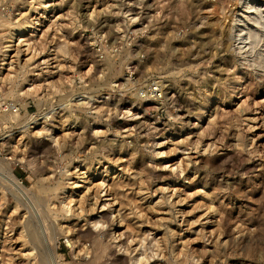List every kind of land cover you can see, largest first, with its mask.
I'll return each mask as SVG.
<instances>
[{
  "label": "rangeland",
  "instance_id": "374dc122",
  "mask_svg": "<svg viewBox=\"0 0 264 264\" xmlns=\"http://www.w3.org/2000/svg\"><path fill=\"white\" fill-rule=\"evenodd\" d=\"M42 1L0 0V264H133L136 246L141 264H264V71L246 62L230 84L223 31L238 0H63L46 13ZM26 17L41 32L1 61ZM259 35L250 58H264ZM87 166L107 176L98 196L61 202ZM101 193L127 227L99 212Z\"/></svg>",
  "mask_w": 264,
  "mask_h": 264
},
{
  "label": "bare ground",
  "instance_id": "6f19581e",
  "mask_svg": "<svg viewBox=\"0 0 264 264\" xmlns=\"http://www.w3.org/2000/svg\"><path fill=\"white\" fill-rule=\"evenodd\" d=\"M56 1H58V0H43L42 2H41V4H40V6L37 8L38 10H39V12H41V11H45L44 13H46V11H48L49 9L51 10V7L52 6H56L57 7V5H59L60 6V4L63 2V0H59L58 1V3L56 2ZM219 1V6L220 5H225V3L227 2V1H229V0H218ZM233 1V0H232ZM230 3V2H229ZM215 5V4H214ZM217 5V4H216ZM227 5V4H226ZM237 10H235V11H233L232 12V14L230 15V17H229V21H228V24L226 25V27H225V30L223 31V33L224 34H227L226 36L228 37V39H229V41H231L232 43L231 44H233V51H234V53H235V56H236V63H233V66H235V64H236V66L234 67V73H233V75H234V77H232V79H233V81L230 83V84H232V85H238V86H240V85H242V83H239V82H242V78H243V73L245 72H243L242 71V69L243 68H240V67H243V65L244 64H246V62H248V63H250L251 64V66L252 67H254V69L256 70V69H258V70H262V71H264V58L262 57L263 55H258V52H257V56H255V57H251L250 58V55H252V54H250V52H254V51H252L253 50V48L254 47H252V46H255V44L253 45V43H254V41H253V37H254V40L255 41H258V40H256L257 38H259V34H261V31L263 30V33H264V0H238L237 1ZM219 6H218V8H216V10H212V12H214V14H215V11L217 12V9L219 10ZM222 7V6H221ZM220 7V8H221ZM222 8H224V6L222 7ZM215 9V8H214ZM54 10V9H53ZM223 10V9H222ZM222 10H220V11H222ZM204 12H206V11H204ZM211 12V13H212ZM224 12V11H223ZM92 13V12H91ZM218 13V12H217ZM43 14V13H42ZM213 14V13H212ZM39 15V14H38ZM41 16V15H40ZM211 19V18H210ZM225 19V18H224ZM24 20V19H23ZM17 21V20H16ZM227 21V20H226ZM7 22V21H6ZM6 25H8L7 23H5ZM12 24V23H11ZM11 24L10 25H8L9 26V28L8 29H12L11 31H10V33H9V39L7 40V41H5V40H3V41H5V43H6V45L5 46H3L4 48H5V50H4V52L2 53V55H3V58L1 59V61H5V60H9L10 59V57L9 56H7V53L8 52H11L12 50L14 51V49H15V47L14 46H16V45H21V46H30V43H28L29 41H28V39H30V37H27V35H29L30 33H34V32H41V30L42 29H39V26L42 24L41 22H40V20H39V18L38 17H35V18H27L26 17V20L24 21V24H20V25H15L16 27H10L11 26ZM14 25V24H13ZM220 25V24H219ZM4 27V26H3ZM41 27V26H40ZM226 31V32H225ZM221 32V31H220ZM4 34V33H3ZM258 36V37H257ZM257 37V38H256ZM261 37V36H260ZM256 38V39H255ZM262 38V37H261ZM261 38H259V39H261ZM264 38V37H263ZM45 40V39H44ZM227 40V39H226ZM260 42V41H259ZM14 43V44H13ZM16 43V44H15ZM31 43H33V41L31 42ZM264 43V42H263ZM257 45H259V44H257ZM256 45V46H257ZM34 46V45H33ZM263 46H264V44H263ZM14 47V48H13ZM28 47L26 48V49H28ZM35 47V46H34ZM33 47V48H34ZM13 48V49H12ZM36 48V47H35ZM261 48V47H260ZM18 49V48H17ZM23 49V48H22ZM25 50V49H24ZM29 50V49H28ZM232 50V49H231ZM30 51V50H29ZM25 52V51H24ZM27 53V52H26ZM29 53V52H28ZM261 53V52H260ZM16 54V53H15ZM18 54H20L19 52H18ZM18 54H16L17 56H19ZM250 54V55H249ZM32 56V55H31ZM13 57V56H12ZM29 58V57H28ZM263 58V60H261ZM17 59V58H16ZM25 60H27V59H25ZM32 60V59H31ZM11 61V60H10ZM12 61H13V59H12ZM250 61V62H249ZM14 62V61H13ZM12 62V63H13ZM29 62V61H28ZM10 63V62H9ZM15 63V62H14ZM3 64H7V62L5 63V62H3ZM38 64V63H37ZM47 64V63H46ZM23 65V64H22ZM60 65V64H59ZM3 66V65H2ZM11 67H12V64L10 65ZM58 66V65H57ZM35 67H37V66H35ZM10 68V67H9ZM250 68V67H249ZM53 69V68H52ZM12 70V69H11ZM35 70V69H34ZM17 72V71H16ZM254 72V71H253ZM264 73V72H263ZM12 75V74H11ZM10 75V76H11ZM37 75V74H36ZM39 75V74H38ZM37 75V76H38ZM15 77V76H14ZM264 78V77H263ZM1 79H3V78H1ZM1 79H0V81H1ZM8 79V78H7ZM25 80V79H24ZM26 81H27V79H26ZM229 85V84H228ZM1 86H3V85H1ZM228 89V88H227ZM29 90V89H28ZM242 88L240 87H238L237 89H236V91H235V93H233V97H231V101H229V103H232L234 100H240L241 99V95L243 94L242 93ZM83 96V95H82ZM228 100V99H227ZM230 100V99H229ZM228 102V101H227ZM82 103V102H81ZM235 104H238V102H236ZM239 105V104H238ZM147 108V107H146ZM213 108H214V106L213 105H211V102L210 101H208V103L204 106V110H203V112H210V113H212V114H210L211 115V117H213V116H215V113L214 112H212L213 111ZM240 108V107H239ZM145 110V109H144ZM3 112V111H2ZM129 112V111H128ZM137 112V111H136ZM221 112V111H220ZM145 113V112H144ZM138 114L139 113H136V115L138 116ZM205 114V113H204ZM218 114V113H217ZM0 116H2V117H6V116H8V115H6V114H4V113H2V115H0ZM139 116H141V115H139ZM145 116V115H144ZM237 116V115H236ZM257 116V115H256ZM16 117H17V115H15V114H12V117H10V119L12 120V119H16ZM217 117V116H216ZM219 117V116H218ZM223 117V116H222ZM33 119H35V116H33L32 117ZM131 118H133V117H131ZM135 119H137L136 117H134ZM133 118V119H134ZM138 118H140V117H138ZM6 119H9L8 117L6 118ZM9 119V120H10ZM132 119V120H133ZM249 119H250V117H249ZM248 119V120H249ZM138 120V119H137ZM210 120H212V119H210ZM222 120V119H221ZM252 121V120H251ZM257 121V120H256ZM134 122V121H133ZM31 123V122H30ZM256 123V122H255ZM132 124V123H131ZM141 125V124H140ZM252 128V127H251ZM257 128V127H256ZM256 128H254V129H256ZM128 130H129V128L127 127L125 130H124V132H128ZM45 132H47L46 130H45ZM72 132V131H71ZM96 132V130L94 131V133ZM97 132H99V131H97ZM102 131H100V133H101ZM39 133V132H38ZM68 133H70V132H68ZM99 133V134H100ZM48 134V133H47ZM67 134V132L65 133V135ZM71 134H73V133H71ZM70 134V135H71ZM94 136L96 135V134H93ZM145 135V134H144ZM66 136H68V135H66ZM66 136H64V137H66ZM91 136V135H90ZM93 136V137H94ZM53 137V136H52ZM178 143V142H177ZM160 144V147H161V145H162V143H159ZM158 144V145H159ZM158 148V147H157ZM209 148V147H208ZM188 149V148H187ZM207 150V149H206ZM172 151V150H171ZM156 155V157L155 158H153V160L154 161H156V160H158L159 159V153H156L155 154ZM199 156V155H198ZM188 158V157H187ZM184 160V159H183ZM206 160V159H205ZM190 161V160H189ZM201 162V161H200ZM181 163V162H180ZM178 161L177 162H175V163H165V164H160V165H156V166H158L157 167V170H159V171H162V172H169V173H175V172H177V170H178V168H179V170H181L182 169V167H181V164H180ZM188 163V162H187ZM188 165V164H187ZM148 166V165H147ZM178 166H180V167H178ZM149 167V166H148ZM187 167V169H188V166H186ZM152 168V167H151ZM181 168V169H180ZM192 168V167H191ZM193 169V168H192ZM196 169V168H195ZM123 170V169H122ZM137 170V169H136ZM184 170V169H183ZM191 170V169H190ZM198 171V170H197ZM196 171V172H197ZM10 172V171H9ZM77 172V171H76ZM192 172V171H191ZM91 173H93V171H92V168H90V167H86L85 168V170H83V172H80V173H77V179H76V181H74V182H72V194H67V192H66V194L64 195V197H63V199H62V201L61 202H63V201H65L66 199H68L69 200V198H71V197H73L74 196V194H75V192H79V188H83V189H81L80 190V192H79V194H78V196L82 199V198H85V197H87V198H85V199H88V197H90L91 196V194L93 195V193H94V191L96 192V190H101L102 189V187H103V185H104V180L106 179V177L107 176H105V177H103V181H101V182H99V180L97 181V179H96V176H91L90 174ZM183 173V172H182ZM197 174V173H196ZM10 175V174H9ZM11 176H12V173H11ZM197 176V175H196ZM7 177V176H6ZM98 177V176H97ZM181 177H182V175H181ZM189 177V176H188ZM195 177V176H194ZM194 177H192V178H194ZM183 178H184V176H183ZM190 178V177H189ZM189 178H184L185 180H183V183H182V185H185L186 183H189V181L187 180V179H189ZM200 178V177H199ZM9 179V178H8ZM14 180V181H16V178L15 177H13L12 176V178H10V180ZM192 180H194V179H192ZM191 182H193V181H191ZM205 182V181H204ZM106 183V182H105ZM114 183H115V181H114ZM113 183V184H114ZM174 183V182H173ZM176 183H178L177 181H175V184ZM191 184V183H190ZM111 185V184H110ZM205 185V184H204ZM108 186V188L110 187L109 185H107ZM142 186V185H141ZM206 186V185H205ZM204 186V187H205ZM207 187V186H206ZM111 188V190H112V187H110ZM203 188V187H202ZM76 189H78V191L76 190ZM103 189H105V188H103ZM140 190V189H139ZM203 190V189H202ZM202 190L201 191H199V192H202ZM109 191V190H108ZM120 191V190H119ZM118 192V191H117ZM124 192V191H123ZM174 193H175V191H174ZM102 194V193H101ZM100 194V196L99 197H101L102 196V198H97L98 200H96L97 202H96V205H98L99 206V208H100V213H102L103 214V217L106 219V220H111L110 222H111V226L113 227L114 225H116V228L117 229H124L125 227H127V226H125L124 225V223L122 222L123 221V219L122 220H119L118 219V215L120 214V209L119 210H117L116 208H114V203H113V199L112 198H108L110 195L108 194V193H105V194H102L101 195ZM116 194V193H115ZM118 194V193H117ZM116 194V195H117ZM95 195H97L98 196V193L96 192V194ZM113 195V194H112ZM115 195V196H116ZM171 195H173V194H171ZM204 195V194H203ZM206 195V194H205ZM97 196H93L94 198L95 197H97ZM103 196L105 197V199L103 198ZM211 196V195H210ZM209 196V197H210ZM213 196V195H212ZM178 197V196H177ZM181 197V196H180ZM117 198H119V197H117ZM211 198H213V197H211ZM72 199V198H71ZM181 199V198H180ZM68 200H66V201H68ZM89 200V199H88ZM144 200V199H143ZM71 201V200H70ZM180 201V200H179ZM211 201H213V200H211ZM72 202V201H71ZM80 202V201H79ZM84 202V201H83ZM68 204V203H67ZM70 204V203H69ZM180 204V203H179ZM213 204V203H212ZM64 205V204H63ZM80 205V204H79ZM95 205V204H94ZM70 206V205H69ZM52 207V206H51ZM63 208H65L64 206H62ZM121 207V206H120ZM214 207V206H213ZM217 207V206H216ZM79 208V207H78ZM81 208V207H80ZM92 208V207H91ZM212 208V207H211ZM219 208V207H218ZM67 209V208H66ZM209 209V208H208ZM72 210V209H71ZM68 211H70V210H68ZM68 211H66V212H68ZM83 211V210H82ZM118 211V212H117ZM210 211H212V212H214L213 211V208L210 210ZM207 212H208V210L206 211V214H207ZM216 213V212H215ZM68 214V213H67ZM167 214H169V213H167ZM208 215V214H207ZM211 215V214H210ZM209 215V216H210ZM77 216V215H76ZM170 216V215H169ZM97 217V216H96ZM123 217V216H122ZM125 217H127V216H125ZM201 217H202V215H201ZM201 217H199V218H201ZM205 217V216H204ZM214 217V216H213ZM104 218H102V219H104ZM135 218V217H134ZM139 218V217H138ZM203 218V217H202ZM201 218V219H202ZM206 219H207V222L209 221V217H205ZM97 219V218H96ZM101 219V220H102ZM126 219V218H125ZM160 219V218H159ZM95 220V219H94ZM101 220H99L98 219V221H101ZM158 220V219H157ZM162 220H164V219H162ZM161 220V221H162ZM103 221V220H102ZM119 221V222H118ZM197 221V220H196ZM196 221H194V222H196ZM198 221H199V219H198ZM214 221V220H213ZM213 221L211 220L210 221V223H213ZM116 222H118V223H116ZM135 222V221H134ZM202 222V221H201ZM204 222H206V221H204ZM203 222V223H204ZM93 223V222H92ZM97 220H95L94 221V225L95 226H97ZM104 223V222H103ZM207 224V223H206ZM93 225V226H94ZM101 225V228H103V226L105 225V224H103L102 225V223L100 222V224H98V226H100ZM200 225H202V224H200ZM199 225V226H200ZM94 226V227H95ZM139 226V225H138ZM111 227V228H112ZM104 228H106V227H104ZM139 228H141V227H139ZM94 229V228H93ZM95 229H98V228H95ZM126 229H128V228H126ZM124 230L125 232L127 231L128 232V230ZM191 231L193 230V229H190ZM201 230H203V229H201ZM200 230V231H201ZM123 231V230H122ZM190 231V232H191ZM195 231H197V230H195ZM121 232V230H116L115 232H114V241L115 240H117V237H115V236H120V233ZM33 233V232H32ZM32 233H30V235L32 234ZM146 233H148V232H145V234ZM151 233V232H150ZM149 233V234H150ZM191 233H193V232H191ZM195 233V232H194ZM203 233V232H202ZM128 234V233H127ZM196 234V233H195ZM34 235V234H33ZM35 235H36V233H35ZM181 235V234H180ZM39 236V235H38ZM151 236V235H150ZM196 236H199V235H196ZM203 236V235H202ZM34 237V236H33ZM131 237V236H130ZM31 238H32V236H31ZM38 238V237H37ZM37 238H35V241H37L38 239ZM102 238V237H101ZM111 238H113V237H111ZM201 238V237H200ZM206 238V237H205ZM29 239H30V237H29ZM132 239V238H131ZM144 239V238H143ZM143 239H142V241H143ZM196 239H197V237H196ZM41 240V239H40ZM40 240H38V241H40ZM185 240H187V239H185ZM188 240H190V239H188ZM195 240V239H194ZM95 242H94V244L96 243L98 246H99V248L97 247V249H99V252L101 251V257L102 256H104V255H102V254H105V251L106 250H108V246H107V244H105L104 242H103V240H101L100 239V237H98V238H95V240H94ZM133 241H134V243L136 242V241H138L136 238H133L132 240H130V242H132L133 243ZM139 242V241H138ZM137 242V243H138ZM187 242V241H186ZM137 243H135V244H137ZM180 243V242H179ZM185 243V241L183 242V244ZM142 244H143V242H142ZM141 244V245H142ZM41 245V244H40ZM27 246V245H26ZM114 246V245H113ZM119 246V245H118ZM140 246V245H139ZM183 246V245H182ZM204 246V245H203ZM110 247V246H109ZM147 247H148V245H147ZM139 249L141 250V248L139 247ZM139 249H138V247L136 246L133 250H135V251H137L136 253H134V256L132 257L133 258V264H139L140 262H143V259H145L146 260V258H147V256H141V254H143V253H138V252H140L139 251ZM144 249V248H143ZM110 250V249H109ZM98 252V253H99ZM30 254V253H29ZM28 254V255H29ZM107 254V253H106ZM25 255V254H24ZM96 255H97V253H96ZM155 256V255H154ZM146 257V258H145ZM99 258V257H98ZM150 258V257H149ZM46 259V258H45ZM47 260V259H46ZM95 260H98V259H94L93 261L95 262ZM42 262V261H41ZM94 262H92L91 264H93ZM97 262V261H96ZM145 262V261H144ZM44 264V263H43ZM94 264H96V263H94ZM141 264V263H140Z\"/></svg>",
  "mask_w": 264,
  "mask_h": 264
}]
</instances>
